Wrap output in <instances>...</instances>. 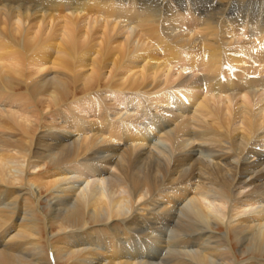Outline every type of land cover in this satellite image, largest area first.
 Segmentation results:
<instances>
[{"label":"bare ground","instance_id":"1","mask_svg":"<svg viewBox=\"0 0 264 264\" xmlns=\"http://www.w3.org/2000/svg\"><path fill=\"white\" fill-rule=\"evenodd\" d=\"M1 1L0 264H264V0ZM51 8L73 14L60 35L23 29ZM82 13L136 31L100 47Z\"/></svg>","mask_w":264,"mask_h":264},{"label":"rangeland","instance_id":"2","mask_svg":"<svg viewBox=\"0 0 264 264\" xmlns=\"http://www.w3.org/2000/svg\"><path fill=\"white\" fill-rule=\"evenodd\" d=\"M1 1V0H0ZM9 1H11V0H2L1 2H9ZM13 1V0H12ZM22 1V2H21ZM41 1H42V4H41ZM46 1V2H45ZM49 1V2H48ZM55 1V0H54ZM70 1V0H69ZM78 1V2H77ZM81 1H83V0H81ZM81 1H79V0H71V3L70 2H68V0H63V2L65 3V5L66 4H68V5H72V4H76V3H80ZM123 1H126V0H123ZM137 2H138V4L139 5H141V6H143L144 8L143 9H145V10H148V3H143V5H142V0H136ZM146 1H149V2H154V3H161L162 2V0H146ZM200 2H201V4L197 7L194 3H193V0H185V2H186V8H188V9H191L193 12H197V13H199L200 12V10H202V9H207V10H209L210 12H212L213 14H215V16H217V15H219L220 14V11L219 10H217L216 8H215V5H213V3H214V1L213 0H199ZM26 2V3H25ZM28 2V3H27ZM53 2V0H26V1H24V0H19L18 1V4H22L21 5V10H25V9H27V8H30L31 9V11H30V13H34V15H33V17H40V15L42 14L41 12H39V10H38V12H37V9H40V7H43V6H46L45 4L47 3L48 5L47 6H49V4H51ZM68 2V3H67ZM232 2V3H231ZM32 3V4H31ZM124 3H127V2H124ZM209 3H211V4H209ZM227 5H228V7H227V9L229 10V12H234L235 14L236 13H238L239 11H240V8L239 7H241V8H250L251 9V5L253 4V1H251V0H229V3H228V0H227ZM234 3V4H233ZM264 3V2H263ZM209 4V5H208ZM261 5L259 6V9H257L258 10V12H262L261 11V9H263V14H264V4H262V3H260ZM130 5V3L129 4H126L125 6H129ZM27 6V7H26ZM212 6H214V7H212ZM234 6V7H233ZM239 6V7H238ZM261 6H263V8L261 7ZM38 7V8H37ZM206 7V8H205ZM232 7V8H231ZM178 8V3L177 2H175L174 4H173V8L172 9H177ZM54 8H51V10H49V11H51V14L52 15H49L48 16V18H47V20L46 21H44V22H42V20L41 19H34L33 21H29V22H26V25L25 26H23V22H21V26H23V29H25V28H27V29H29V31L31 32V36H33V34L35 35L36 33L35 32H37V34L38 35H47L48 33H47V31L49 32V35L48 36H50V34H51V36H54L56 33H57V31L56 30H58V32H59V35H60V33L62 32V29H63V23L65 24V16L64 15H68L67 17H69V18H66V19H71L72 18V16H73V14L69 11V10H64V9H61V10H54ZM64 11V12H63ZM217 11V12H216ZM67 12V13H66ZM183 12H185V11H183ZM183 12H181V14L183 13ZM251 12V10H249V13ZM164 13L165 12H161V13H155L154 14V17L158 20V22L159 23H161V19H162V17H163V15H164ZM246 13H248V10L246 11ZM261 13V14H262ZM55 14V16L54 17H52L53 15ZM59 14V15H58ZM96 15H97V19L99 20H97L96 18H94V16H96V15H93V13H89V16H87L88 15V13L86 14V13H82L81 15H80V17L82 16V18H80L79 17V21L77 20V22L79 23H77V29H79V27L80 28H83V26L85 27H88L89 29H91V36H92V39H93V41L92 42H96V43H98V44H100V43H102V44H100V47H101V45H102V47H105V46H107L106 45V41L108 42V47H110L111 49H118V46H122L123 47V49H125V45H120V42H118V41H114V39H115V37H118L117 35H119L120 36V33L122 32V31H124V30H127V28L129 29V30H132V31H136V27H135V25H125L124 26V24L122 25L121 23H119L120 24V26L119 25H117V24H115V21H111V19L112 18H110L109 20H107V18H105V16L103 15V14H97V13H95ZM90 15H92V18L90 17ZM100 15V16H99ZM64 16V17H63ZM229 17H231V15H228ZM233 17V16H232ZM62 18L64 19V20H62ZM88 18V19H87ZM51 19V21H49ZM59 19H61V20H59ZM83 19V20H82ZM106 19V20H105ZM39 20V21H38ZM54 20H55V22L56 23H58L60 26H58V24H56L55 22H54ZM82 20V21H81ZM89 20V21H88ZM102 20V21H101ZM41 21V22H40ZM58 21V22H57ZM94 21V22H93ZM108 21H110V23L108 22ZM31 22V23H30ZM52 22H54V23H52ZM88 22H90V23H88ZM106 22V23H105ZM108 22V23H107ZM40 23H41V25H40ZM49 23V24H48ZM81 23H83V24H81ZM91 23H93V24H91ZM107 24V26L109 27V29L107 30V34H106V36H101V32H100V29H101V26H103V25H105V24ZM38 25V27H36L37 25ZM44 24V25H43ZM91 24V25H90ZM96 24V25H95ZM98 24H100V25H98ZM34 25V26H33ZM55 25H57V26H55ZM62 25V26H61ZM93 25V26H92ZM110 25V26H109ZM114 25H116V27H114ZM32 28H31V27ZM46 28H45V27ZM97 26V28H95ZM42 28V30H43V32L40 30V32H38V28ZM44 27V28H43ZM52 28V29H50V28ZM58 27V28H57ZM62 27V28H61ZM127 27V28H126ZM163 27V28H162ZM161 27V29H162V32L163 33H168V34H170V33H172V34H170V35H175V36H179V35H183V36H190V42H191V44L192 43H197L198 42V40H197V38H198V34H196L195 32H194V29H189V28H186L185 26H179L178 28H177V26L176 27H165V26H162ZM165 27V28H164ZM61 28V29H60ZM74 28V31H75V29H76V27H73ZM113 28V29H112ZM168 28V29H167ZM174 28V29H173ZM181 28V29H180ZM35 31H34V30ZM33 30V31H32ZM37 30V31H36ZM51 30H54V31H51ZM114 30H116V31H114ZM118 30V31H117ZM120 30V31H119ZM175 32H173V31ZM190 30V31H189ZM61 31V32H60ZM176 31H177V34H176ZM187 31H188V33H187ZM192 31V32H191ZM196 31V30H195ZM197 31H200V30H197ZM97 32V33H96ZM179 32V33H178ZM191 32V33H190ZM201 33L203 32V31H200ZM55 33V34H54ZM190 33V34H189ZM116 34V35H115ZM235 35H233V34H230V33H225V34H223L224 36H223V39H224V41L225 42H238V41H248L249 39H251V36L250 35H245L242 31H237V32H235L234 33ZM17 35V37H19L18 35L19 34H16ZM101 37V38H100ZM194 37V38H193ZM108 38H110V39H108ZM193 38V39H192ZM253 38H255V37H253ZM252 38V40H253V42H254V39ZM100 39V40H99ZM102 39H104L105 40V42L102 40ZM112 39V40H111ZM237 40V41H236ZM252 40H251V42H252ZM98 41V42H97ZM250 41V40H249ZM105 45H104V44ZM110 44V45H109ZM104 45V46H103ZM100 57V56H99ZM48 67H49V64L47 65ZM88 68H91V67H88ZM88 68L86 67V69L85 68H83V69H85V70H88ZM82 69V70H83ZM33 70V69H32ZM48 70V69H47ZM29 71H31V69L29 70ZM105 72H106V74H107V76H108V79L109 80H111V79H113V81H114V73H110L109 74V72H108V69L107 70H105ZM98 73H100V71L98 72ZM112 74V75H111ZM111 78V79H110ZM177 78V77H176ZM178 79V78H177ZM180 79V78H179ZM178 79V80H179ZM108 80V81H109ZM23 91H18L17 93H22ZM109 97H108V96ZM107 95H104V100H106V104H108V105H113L114 104V100H110V98L112 97V95H113V92H109V93H107ZM107 96V97H106ZM153 98V97H152ZM112 104H111V103ZM2 103H7V102H2ZM153 103H155V102H153ZM45 107V106H44ZM45 108H47V107H45ZM53 108H55V107H53ZM53 108H51V109H49L50 111H55V109H53ZM48 109V108H47ZM53 109V110H52ZM153 109V108H152ZM50 111H49V113H50ZM53 111V112H54ZM47 112H48V110H47ZM53 112H52V115L50 116L49 115V113H44V114H46V115H43V116H41V117H44V121H42V123L44 122V123H46V122H48L49 120H51V118H52V116H53ZM48 115V116H47ZM54 115H56L55 113H54ZM80 116H87V114H85V113H80ZM49 117V118H48ZM88 119H91V117H88ZM50 122V121H49ZM78 137V136H77ZM32 171H34V170H32ZM44 172H45V169H42L41 171H38V172H36L35 171V173L34 172H31V173H34V175L36 174L37 175V178L39 177H41V176H43V174H44ZM43 173V174H42ZM39 174V175H38ZM40 174H41V176H40ZM16 183H14V186H17V187H19V183L20 182H18V181H15ZM45 188H47V189H45ZM51 188V189H50ZM41 189H43V193L40 195V196H42L41 197V201L45 204L46 202H48L47 200L49 199V194L51 193L50 191H52L53 190V186L52 187H50V186H41ZM50 189V190H49ZM47 190H49V191H47ZM257 206H260V204L259 205H256V207ZM54 229H55V231H56V229H57V226L55 227L54 226ZM217 229V230H216ZM215 230H214V232H216V233H218V234H221V233H224V232H226V229H225V227H222V228H216ZM70 231V230H69ZM221 231V232H220ZM56 232H58V231H56ZM46 236H47V234H46Z\"/></svg>","mask_w":264,"mask_h":264}]
</instances>
